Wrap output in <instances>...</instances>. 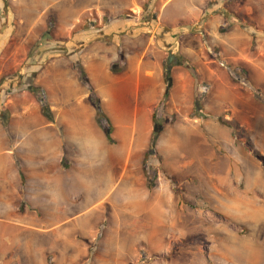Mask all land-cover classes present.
I'll use <instances>...</instances> for the list:
<instances>
[{"label":"rangeland","instance_id":"obj_1","mask_svg":"<svg viewBox=\"0 0 264 264\" xmlns=\"http://www.w3.org/2000/svg\"><path fill=\"white\" fill-rule=\"evenodd\" d=\"M3 1L9 9L10 2ZM168 1L139 0L142 9L128 14L154 28ZM179 1L166 14L190 19L202 13L188 27L194 38L187 41L184 34L179 44L195 82L185 94L183 82L171 76L168 101L155 110L153 122V130L159 125L164 130L155 153L145 156L149 144L141 162L142 172L145 162L153 179L149 189L159 185L164 194L151 193L150 211L134 213L138 194L131 185L135 173L140 174L139 164L134 152L119 149L112 182L103 185L107 199L96 205L104 192L90 200L85 191L80 193L79 204L67 211L68 223L54 226L41 217L26 228L0 213V264H264V0H183L185 7L175 12ZM131 4L133 0H38L31 11L37 15L52 5L65 9L57 27L61 33L85 8L99 5L103 17ZM44 41L47 35L36 43ZM175 42L168 46L177 48ZM165 52L171 54L168 47ZM18 57L22 70L32 56L22 51ZM175 67L174 74L186 72ZM13 69L6 67L12 72L3 76L0 87L33 83L28 72L20 75ZM128 102L132 109L136 99Z\"/></svg>","mask_w":264,"mask_h":264},{"label":"crops","instance_id":"obj_2","mask_svg":"<svg viewBox=\"0 0 264 264\" xmlns=\"http://www.w3.org/2000/svg\"><path fill=\"white\" fill-rule=\"evenodd\" d=\"M37 1L8 0L10 8L5 10L4 1L0 0V51L3 50L0 80L12 72L6 70L8 65L20 75L28 72L33 84L44 92L52 116L49 119L43 114L40 103L27 87L1 85L0 213L9 214L13 223L26 228L33 227L31 221L41 217L54 226L68 223L71 216L67 211L72 203L74 208L79 204L80 193L85 191V198L90 200L104 192L96 205L107 199L108 188L104 187L112 182L119 149L124 148L129 150L128 155L134 152L140 170L131 185L138 194L133 212L138 215L149 212L150 194H164L159 185L149 189L141 162L150 144L153 113L167 89L164 63L169 52L165 51L168 47L170 55L185 60L177 65L187 73L179 70L174 74V66L171 72L173 79L183 82L181 87L187 94L192 91L195 76L179 44L186 39L184 34L189 38L187 41L190 36L194 38V34L189 35L194 31L188 27L199 20L201 11L190 15V19L170 17L166 8L176 0H169L156 26L145 28L140 25V18L128 14L131 10L138 14L142 9L139 0H133L123 12L103 17L100 6L95 5L83 9L71 26L60 33L57 27L65 9H53L52 5L33 15L32 3ZM185 4L183 0L176 2L174 11ZM92 10L94 15L90 13ZM181 21L188 26H182ZM45 35L48 41L36 43ZM174 40L177 48L171 49L168 45ZM188 49L195 54V48ZM22 51L32 57L21 70L19 66L23 63L18 55ZM75 64L83 67L101 99L113 124L115 142L109 141L97 123L90 92L80 83ZM116 64L121 71L112 70ZM7 91H13L8 98ZM130 97L136 99L132 109ZM152 205L155 206L154 201ZM110 210L112 206L108 207Z\"/></svg>","mask_w":264,"mask_h":264},{"label":"trees","instance_id":"obj_3","mask_svg":"<svg viewBox=\"0 0 264 264\" xmlns=\"http://www.w3.org/2000/svg\"><path fill=\"white\" fill-rule=\"evenodd\" d=\"M179 61L181 63L184 62L179 57L169 54L167 59H166V61H165V63H164V68H165L164 77H165V81L167 83V89H166V92L164 94V98H163V101L161 102V104H164L166 102V100L168 99V97H169V89H170L171 84H172V77H171L172 76V72H171L172 71V67L175 64H177ZM74 68H75V70L77 72V77H78L80 83L83 86L87 87V89L90 92L89 98H90L91 102L93 103V105L95 107V111H96L95 118H96L97 123L104 130V132H105L107 138L109 139V141L113 142L114 141V139L112 137L113 124H112L110 118L107 116V114L103 110L101 99L95 93V91H94L92 85L90 84V81H89V79L87 77V74L85 73L83 67L81 65H79V64H75ZM112 70L114 72H119L122 69L119 67V65L116 64V65L112 66ZM27 88L37 98L38 102L41 105V109H42L43 114L47 118L51 119L52 116H51L50 108H49V105H48V103L46 101V96H45L44 92L40 88L36 87L33 83L30 84ZM153 122L156 125V112L153 113ZM163 130H164V128H163L162 125L154 127V130H153V133H152V137H151V142H150V149L146 153L145 156H149V155L155 153L156 141H157L158 137L162 134ZM143 172H144V175L147 178V180L150 181L148 183V187L151 188L152 187L151 182H152L153 179L150 176V174L148 173V170H147V168L145 166V162H143Z\"/></svg>","mask_w":264,"mask_h":264},{"label":"bare ground","instance_id":"obj_4","mask_svg":"<svg viewBox=\"0 0 264 264\" xmlns=\"http://www.w3.org/2000/svg\"><path fill=\"white\" fill-rule=\"evenodd\" d=\"M252 214V213H251Z\"/></svg>","mask_w":264,"mask_h":264}]
</instances>
